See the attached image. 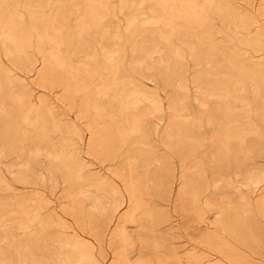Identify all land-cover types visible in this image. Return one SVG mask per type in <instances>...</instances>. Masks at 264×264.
<instances>
[{
	"label": "rangeland",
	"instance_id": "1",
	"mask_svg": "<svg viewBox=\"0 0 264 264\" xmlns=\"http://www.w3.org/2000/svg\"><path fill=\"white\" fill-rule=\"evenodd\" d=\"M0 264H264V0H0Z\"/></svg>",
	"mask_w": 264,
	"mask_h": 264
},
{
	"label": "bare ground",
	"instance_id": "2",
	"mask_svg": "<svg viewBox=\"0 0 264 264\" xmlns=\"http://www.w3.org/2000/svg\"><path fill=\"white\" fill-rule=\"evenodd\" d=\"M90 5H91V4H90ZM189 8H190V7H189ZM190 10H191V9H190ZM183 11H184V10H183ZM186 13H187V12H186ZM101 19H102V18H101ZM99 22H101V21H99ZM80 23H81V22H80ZM80 26H81V25H80ZM80 30H82V29H80ZM110 58H111V57H110ZM110 70H111V69H110ZM116 83H117V82H116ZM229 90H230V89H229ZM229 93L232 94L231 91H230ZM219 96H220V94H219ZM220 97H222V96H220ZM217 98H218V97H217ZM133 99H134V98H133ZM223 99H224V98H223ZM221 100H222V99H221ZM227 104H228V103H227ZM231 105H232V104H231ZM227 107H228V105H227ZM232 107H233V106H232ZM233 108H234V107H233ZM228 109H229V108H228ZM232 110H233V109H232ZM226 111H227V110H226ZM229 112H230V111H229ZM233 112H234V111H233ZM233 112H232V113H233ZM230 113H231V112H230ZM231 115H233V114H231ZM135 121H136V120H135ZM230 123H231V122H230ZM239 126H240V125H239ZM228 127H229V126H228ZM233 127H234V126H233ZM128 128H129V127H128ZM231 128H232V127H231ZM242 128H244V127H242ZM138 129H139V128H138ZM239 129H240V128H239ZM244 130H245V128H244ZM229 131H230V129H229ZM229 131H227V133H228ZM231 131H232V130H231ZM236 132H237V131H236ZM241 132H242V131H241ZM230 133H231V132H230ZM234 133H235V132H234ZM237 133H238V132H237ZM239 135H241V133H240ZM239 135H238V136H239ZM242 135H243V134H242ZM229 136H230V134L228 135V137H229ZM238 136H237V137H238ZM226 137H227V136H226ZM240 137H241V136H240ZM242 137H243V136H242ZM242 137H241V138H242ZM235 138H236V137H235Z\"/></svg>",
	"mask_w": 264,
	"mask_h": 264
}]
</instances>
